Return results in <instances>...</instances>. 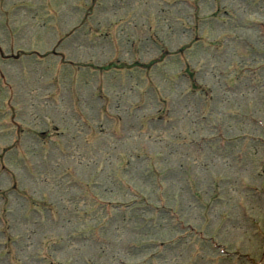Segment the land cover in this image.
Here are the masks:
<instances>
[{
	"label": "rangeland",
	"instance_id": "374dc122",
	"mask_svg": "<svg viewBox=\"0 0 264 264\" xmlns=\"http://www.w3.org/2000/svg\"><path fill=\"white\" fill-rule=\"evenodd\" d=\"M263 250L264 0H0V264Z\"/></svg>",
	"mask_w": 264,
	"mask_h": 264
},
{
	"label": "water",
	"instance_id": "95a60500",
	"mask_svg": "<svg viewBox=\"0 0 264 264\" xmlns=\"http://www.w3.org/2000/svg\"><path fill=\"white\" fill-rule=\"evenodd\" d=\"M259 264H264V251H263V254H262V257H261V259H260Z\"/></svg>",
	"mask_w": 264,
	"mask_h": 264
}]
</instances>
